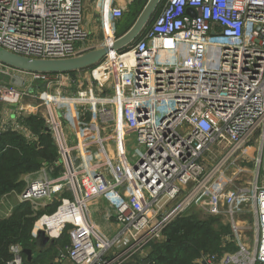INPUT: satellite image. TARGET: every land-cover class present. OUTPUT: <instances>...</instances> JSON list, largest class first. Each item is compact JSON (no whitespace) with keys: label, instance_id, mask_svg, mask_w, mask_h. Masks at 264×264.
Returning a JSON list of instances; mask_svg holds the SVG:
<instances>
[{"label":"built area","instance_id":"built-area-1","mask_svg":"<svg viewBox=\"0 0 264 264\" xmlns=\"http://www.w3.org/2000/svg\"><path fill=\"white\" fill-rule=\"evenodd\" d=\"M96 4L97 47L108 46L125 5ZM84 9L85 0H0V45L34 58L97 48ZM0 74L23 80L0 79V135L15 131L38 144L24 123L34 115L57 148L19 201H61L53 216L63 211L61 231L72 227L73 264H122L193 208L225 216L237 233L248 206L253 244L237 236L234 251L196 264H264V0H166L134 44L77 77L1 61ZM102 201L119 226L113 235L92 216ZM234 242L227 236L224 246ZM10 252L5 264H32L20 245Z\"/></svg>","mask_w":264,"mask_h":264},{"label":"trees","instance_id":"trees-1","mask_svg":"<svg viewBox=\"0 0 264 264\" xmlns=\"http://www.w3.org/2000/svg\"><path fill=\"white\" fill-rule=\"evenodd\" d=\"M165 1L163 0L154 17L159 14ZM122 18L117 22L118 37L125 31L120 28ZM136 18L135 16L131 20L130 25ZM24 123L38 136L39 142L30 143L25 136L15 131H6L0 135V198L5 194L22 191V175L38 171L57 157L56 145L51 133L44 127L43 119L31 115L24 119ZM36 219L29 203L21 204L11 216L0 219V264H5L12 258L10 247L13 244H18L23 249L35 247L34 230L44 218L35 224ZM164 232L165 236L161 241L150 245L146 257L139 256L131 264H196L202 255L221 256L225 250L236 249L234 243L224 246L225 237L231 235L232 228L229 224L219 223L217 216L201 219L193 213L183 215ZM24 256L27 258L25 253ZM33 262L44 264L40 261Z\"/></svg>","mask_w":264,"mask_h":264},{"label":"water","instance_id":"water-1","mask_svg":"<svg viewBox=\"0 0 264 264\" xmlns=\"http://www.w3.org/2000/svg\"><path fill=\"white\" fill-rule=\"evenodd\" d=\"M162 2L163 0H148L131 27L108 46L93 48L71 57L34 58L17 54L0 45V61L21 70L47 74H72L94 67L110 51H121L134 44L144 33ZM0 79L19 86L23 84L22 79L6 74H0ZM55 242L56 240L51 238L44 229L36 231L34 243L40 251H43L48 243L54 245ZM23 252L27 255V259L32 261L33 249L25 248Z\"/></svg>","mask_w":264,"mask_h":264},{"label":"rangeland","instance_id":"rangeland-1","mask_svg":"<svg viewBox=\"0 0 264 264\" xmlns=\"http://www.w3.org/2000/svg\"><path fill=\"white\" fill-rule=\"evenodd\" d=\"M123 3L125 5V12H124V16L120 22V28L121 30H125L123 33H125L130 27V22L133 18L138 17V15L140 14L141 10L143 9L144 5L146 4V2L148 0H122ZM96 0H85V9H84V13H85V20H89L90 18L95 19L98 17V10H96ZM97 16V17H96ZM89 17V18H88ZM119 23V22H118ZM91 26H96V32L94 33V35H96L95 39L98 40H102V34H101V30H100V21H95L92 23ZM128 27V28H127ZM116 30L117 29V24H116ZM122 33V34H123ZM75 77H77V74L74 75ZM130 151L133 153L134 152V147L130 146ZM33 177H35V173H31L28 178L26 179V182H24V185L26 186L28 184V182L30 181V179H32ZM24 186V188H25ZM23 191V190H22ZM16 198L13 199V201H10L11 204L14 203V200ZM7 201L0 202V208H5V207H9V203ZM31 205L32 210L34 211V216H36V223H38L40 220H42L43 218H47V217H51L53 216L57 211H59V209L64 206L61 201H54L53 204H51L50 206H43L44 202H28ZM15 205V204H14ZM15 209V208H14ZM53 209V212H51ZM99 209H101L99 207ZM106 209L104 208L103 211L101 210V212L104 213ZM244 212L243 213H239L236 216V222L238 223V227L239 230L236 232L233 231L232 229V233L231 235H229L236 243V239L237 236L240 237L241 240L246 241L248 244L252 245L253 241L255 240L256 237V228H255V214L252 211L251 207H244ZM107 211L104 213L106 215ZM193 213V215H195L198 218L201 219H205L208 218L209 216L201 213L197 208H193L191 209V214ZM92 216L94 217L93 219H95V214L92 212ZM217 218L219 219V223H221L222 225H227L229 224L231 226L230 223H228L227 219L225 216H217ZM37 228H47L46 223H42V225H37ZM72 227L70 225H68L67 227H65L62 231L61 234L57 237H55L56 242L54 243V245H52V247H48L47 246V250L44 251L45 254H39L41 251L39 250L38 247H34L33 249V260L34 261H40V262H44V264H70L69 259L68 258H64L62 259V257H58V253H62L63 256H65L66 251L64 250V245L66 244V242L70 239V229ZM232 228V226H231ZM165 236V232L162 234V236L157 240V241H161ZM156 242V241H155ZM150 246H147L141 253L130 256L129 258L125 259L124 262L122 264H131L132 261H134L135 258H138L140 255L142 254H146L147 252L150 251ZM113 251H116V249H113ZM41 257V258H39ZM60 259H62L60 261ZM121 264V263H120Z\"/></svg>","mask_w":264,"mask_h":264},{"label":"crops","instance_id":"crops-1","mask_svg":"<svg viewBox=\"0 0 264 264\" xmlns=\"http://www.w3.org/2000/svg\"><path fill=\"white\" fill-rule=\"evenodd\" d=\"M118 1H119L120 3H123L122 0H118ZM95 6H96V10H98V8H97V4H95ZM96 17H97V16H96ZM88 18H89V17H88ZM95 21H96V22L99 21V17H97V18H95V19L90 18L89 20H85V28H86V30H88V32L91 34V39H90V41H92V42L94 43V47H95V46L97 47L98 45H100L101 40L95 39L96 35H94V33L96 32V29H97V28H96V26H95V27H94V26H91L92 23L95 22ZM100 30H101V29H100ZM101 34H102V32H101ZM4 108H7V107L4 106ZM0 119H1V120L4 119V113H3V112H2L1 115H0ZM30 174H31V173H30ZM30 174L22 175V177L20 178V180H22L23 182H26V179L28 178V176H29ZM24 186H25V185H24ZM23 189H24V187H23ZM23 189H22V190H23ZM21 192H22V191H20V192H12V193H9V194H5V195H3V196L0 198V202H3V203H4V201H7V202L13 201V199L16 198V199L14 200V203H13V204H11V202L9 203V207L7 206V207H5V208H0V219H1V218H7V217L11 216V214L14 212V210H15L17 207L21 206V204H23V203H20V201H19V194H20ZM25 203H28V202H25ZM14 204H15V205H14ZM47 206H50V205H47ZM14 208H15V209H14ZM100 208H101V209H99V208L93 209V213L95 214V219H94V221H95L96 223L99 224L100 229L103 230L104 232H106L107 235H113L114 232H117L119 226H118V224L115 223L114 221H110V220L106 219V216H105V214H104V213L106 212V210L104 211V213L101 212V210L103 211L104 208L106 209V203H105V202L102 201V204H101ZM48 218H49V217L44 218L43 222L46 223ZM93 218H94V217H93ZM43 222H41L39 225H42ZM46 224H47V223H46ZM48 235H50L51 238H54V237L51 236V233H50V232L48 233ZM34 238H35V235H34ZM54 239H55V238H54ZM55 240H56V239H55ZM69 243H70V239H69ZM69 243L65 244L64 247H63L64 250L66 251L65 256H63L62 253H58V257H60V258L62 257V259H64V258L66 257V258L69 259L68 254H67V250H66V246H67ZM47 246L49 247V246H52V245H51L50 243H48ZM35 247H37V246H35ZM38 248H39V247H38ZM39 250H40V248H39ZM43 250L46 251L47 248L45 247ZM44 251H41L39 254H45ZM147 255H148V252H147L145 255L142 254V255H140V256H141L142 258H144V257H146ZM39 258H41V257H39ZM62 259H60V261H61ZM26 260L29 261L27 258H26ZM33 261H34V260L32 259V261H29V262L32 263V264H34ZM70 261H71V260L69 259V262H70ZM132 263H133V261H132ZM70 264H73V263L70 262Z\"/></svg>","mask_w":264,"mask_h":264},{"label":"bare ground","instance_id":"bare-ground-1","mask_svg":"<svg viewBox=\"0 0 264 264\" xmlns=\"http://www.w3.org/2000/svg\"><path fill=\"white\" fill-rule=\"evenodd\" d=\"M63 213L64 212L61 211L57 215L49 217L47 219L46 223H47V225H49L51 236L54 238L59 236L61 233L60 227H61L62 221L64 220V214Z\"/></svg>","mask_w":264,"mask_h":264},{"label":"flooded vegetation","instance_id":"flooded-vegetation-1","mask_svg":"<svg viewBox=\"0 0 264 264\" xmlns=\"http://www.w3.org/2000/svg\"><path fill=\"white\" fill-rule=\"evenodd\" d=\"M48 245V244H47ZM47 245H46V248H47ZM49 247H52V246H49Z\"/></svg>","mask_w":264,"mask_h":264}]
</instances>
